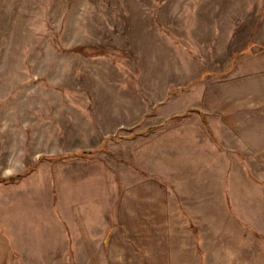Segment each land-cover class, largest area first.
<instances>
[{
	"label": "rangeland",
	"instance_id": "374dc122",
	"mask_svg": "<svg viewBox=\"0 0 264 264\" xmlns=\"http://www.w3.org/2000/svg\"><path fill=\"white\" fill-rule=\"evenodd\" d=\"M258 81L264 0H0V264L229 262L240 196L172 179L264 178Z\"/></svg>",
	"mask_w": 264,
	"mask_h": 264
},
{
	"label": "crops",
	"instance_id": "0c3cea01",
	"mask_svg": "<svg viewBox=\"0 0 264 264\" xmlns=\"http://www.w3.org/2000/svg\"><path fill=\"white\" fill-rule=\"evenodd\" d=\"M257 86L259 89L255 97L263 98L264 84L258 81ZM214 102H216L218 106H215L212 110L207 109V111L220 114V120L228 122L235 119L239 112L237 109L240 104L239 99L220 95ZM195 111V113L200 115L201 119H205V116L208 115L206 110H203L204 112L201 110ZM257 135L261 139L257 144L263 145L262 152L264 153V124L257 129ZM240 157L242 159L244 158L241 154ZM241 169H244V171L228 173L227 167H224V171L221 175L222 178L219 183L204 181V178L211 177V173L207 171L197 175L196 178H199L196 181L197 183L191 181L190 171H183L182 174L175 173L172 179V196H231L233 201L235 196H240L242 203H240L238 199L237 203H234L235 210L233 212L227 205L224 209H221L222 219L220 221L222 225L226 227V229H223V232H225V234L227 233L226 235L232 233L231 237L235 235V242L232 243L235 245L229 247L224 243V238L222 236L220 241V257L222 258L225 256L229 259V262L226 264H264V238L259 235V233L262 232L251 224L253 222H249L243 218V216L253 217L254 214L262 211L260 210V204L261 201L264 204V178L257 177L256 175L254 176L253 174L250 175L249 172L247 173V168L243 166H241ZM135 196L147 195L139 193ZM262 209L264 212V208ZM241 210L243 212H241ZM223 234L224 233H222V235Z\"/></svg>",
	"mask_w": 264,
	"mask_h": 264
},
{
	"label": "trees",
	"instance_id": "16d2710c",
	"mask_svg": "<svg viewBox=\"0 0 264 264\" xmlns=\"http://www.w3.org/2000/svg\"><path fill=\"white\" fill-rule=\"evenodd\" d=\"M180 117V116H179Z\"/></svg>",
	"mask_w": 264,
	"mask_h": 264
}]
</instances>
